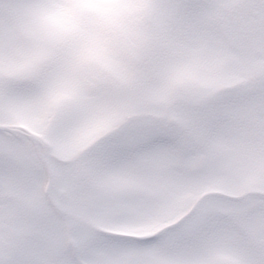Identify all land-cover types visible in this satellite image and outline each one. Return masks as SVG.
<instances>
[{
	"label": "snow or ice",
	"instance_id": "1",
	"mask_svg": "<svg viewBox=\"0 0 264 264\" xmlns=\"http://www.w3.org/2000/svg\"><path fill=\"white\" fill-rule=\"evenodd\" d=\"M0 264H264V0H0Z\"/></svg>",
	"mask_w": 264,
	"mask_h": 264
}]
</instances>
